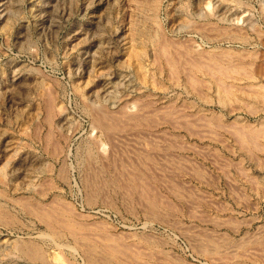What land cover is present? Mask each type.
Wrapping results in <instances>:
<instances>
[{
	"label": "rangeland",
	"instance_id": "374dc122",
	"mask_svg": "<svg viewBox=\"0 0 264 264\" xmlns=\"http://www.w3.org/2000/svg\"><path fill=\"white\" fill-rule=\"evenodd\" d=\"M212 49L255 77L225 102L179 55ZM235 127H264V0H0V264H264Z\"/></svg>",
	"mask_w": 264,
	"mask_h": 264
},
{
	"label": "bare ground",
	"instance_id": "6f19581e",
	"mask_svg": "<svg viewBox=\"0 0 264 264\" xmlns=\"http://www.w3.org/2000/svg\"><path fill=\"white\" fill-rule=\"evenodd\" d=\"M159 34V33H158ZM153 37V36H152ZM151 37V38H152ZM150 38V39H151ZM152 39H154V38H152ZM156 41V40H155ZM152 43H153V40H152ZM154 45H156L155 44V42L153 43ZM173 46V45H172ZM171 46V47H172ZM175 46V45H174ZM170 46L168 45H165V46H162V45H160L159 46V53L161 52L162 54V56L163 57H165L166 58V64L169 66V68H171L172 69V67H173V69H174V71L177 69H175V67H177V66H175V62H176V59H174V58H170L169 56L171 55V54H173V52L171 53L170 51V48H169ZM158 48V47H157ZM174 48V47H173ZM175 49V48H174ZM173 49V50H174ZM155 50H156V48H155ZM177 50V49H176ZM179 50V49H178ZM175 51V50H174ZM244 51H248V50H241V51H234V50H226V49H212V51L210 52V54H208V51L206 52L207 53V55H204V60H203V58H202V55H190V54H188V53H186V52H183V53H180L179 55L181 56V58L183 59V61H184V65H186L188 68H185L184 69V71L185 70H189V71H187V72H185V73H187V75L185 76V78H186V80H187V82L192 86V87H194V88H198V87H202V86H204V81H202V80H200V79H198V78H196L195 77V74H194V72H193V69L194 68H196L197 70H200V71H202L203 72V74H208V75H210L211 76V80H212V83H214V86H215V88H216V90H217V92H218V98H219V101L220 102H225L226 100H228V99H230L229 98V96L230 95H232V93H233V91H234V88H235V86L233 85V84H228L226 81H235V80H237V79H247V81H250L251 79H254L255 77L251 74L252 72H249L248 73V69H250V67H249V65L248 64H246L247 62L245 61V56H247L245 53H244ZM249 53H251L250 51H249ZM177 54V53H176ZM174 55V54H173ZM178 55V56H179ZM180 59V58H179ZM174 60H175V62H174ZM163 62H164V58H163ZM181 63H183L182 61H180ZM179 62V63H180ZM177 64V63H176ZM180 65V64H179ZM183 65V64H182ZM181 65V66H182ZM175 66V67H174ZM166 67V66H165ZM178 70H181V69H178ZM183 70V69H182ZM254 71L256 72V73H258L259 72V69L257 70V67H255L254 68ZM184 73V72H183ZM183 73H182V75H183ZM175 74V73H174ZM177 74V73H176ZM170 74H168V76H169ZM171 76V75H170ZM173 76V75H172ZM179 77H180V75H178ZM177 76V78L175 79V81H177V79L179 78ZM175 77V76H174ZM180 80V79H179ZM225 81V82H224ZM180 82V81H179ZM251 84V83H250ZM263 87V86H262ZM261 87V88H262ZM193 88V89H194ZM253 88V87H252ZM255 89V88H254ZM257 90H259V89H257ZM198 92V91H197ZM250 92H251V90H250ZM261 92V91H260ZM252 93V92H251ZM227 103V102H226ZM121 110V109H120ZM123 111V110H122ZM121 111V112H122ZM98 112V111H97ZM124 113V112H123ZM99 114V113H98ZM102 114V113H101ZM120 114V113H119ZM137 115V114H136ZM99 117V116H98ZM101 117V116H100ZM99 117V119H101ZM107 117H109V116H107ZM111 117V116H110ZM105 118V117H104ZM113 118V117H112ZM121 118V117H120ZM98 119V120H99ZM117 120V119H116ZM101 120H99V122H100ZM114 121V120H113ZM110 122V121H109ZM98 123V122H97ZM114 123V122H113ZM118 123V122H117ZM99 124V123H98ZM111 124V123H110ZM101 125V124H100ZM102 126V125H101ZM103 127V126H102ZM108 127V126H107ZM221 127V126H220ZM223 127V126H222ZM241 128H243V127H241ZM244 128H245V126H244ZM258 128V127H257ZM256 128V129H257ZM262 128V127H261ZM106 129V128H105ZM108 129V128H107ZM235 129H237V130H235V131H233V134H235V136L237 135L238 136V139H237V144L241 147V148H243V147H246V145H247V143H250V142H252L253 143V141H256L257 140V138H259V137H261V138H263L264 139V127H263V130L262 129H258L257 131H254V132H252V131H250L251 132V134H250V132L248 133V134H250L249 136H248V138L249 139H247V137L245 136V135H247V132H244V131H241V129L240 128H237V127H235ZM240 129V130H239ZM245 129H247V128H245ZM245 129H243V130H245ZM232 130H233V127H232ZM249 130H251V129H249ZM254 130H255V127H254ZM246 131V130H245ZM231 134H232V132H230ZM110 134V133H109ZM232 134V135H233ZM236 141V140H235ZM251 143V144H252ZM250 144V146H252ZM255 144H257L256 142H255ZM254 144V145H255ZM249 146V145H248ZM249 146V147H250ZM260 145H258V147H259ZM253 147V146H252ZM258 147H256L257 149H258ZM260 148V147H259ZM244 149H246V148H244ZM250 149V148H249ZM253 149V148H252ZM256 149V150H257ZM262 149V148H261ZM254 150V149H253ZM260 150V149H259ZM263 151H264V149H262ZM249 151V150H248ZM253 152V151H252ZM247 153V152H246ZM146 157V156H145ZM87 158V157H86ZM150 161V160H149ZM153 163V162H152ZM150 167V166H149ZM135 174V173H134ZM130 179V178H129ZM134 179V178H133ZM131 180V179H130ZM144 180V179H143ZM132 181V180H131ZM141 181V180H140ZM139 183V182H138ZM148 183V182H147ZM146 183V184H147ZM90 188V187H89ZM126 188V187H125ZM143 190H144V188H143ZM142 190V191H143ZM150 190V189H149ZM148 195V194H147ZM91 196V195H90ZM146 196V195H145ZM162 199V198H161ZM141 200V199H140ZM164 200V199H163ZM156 202V201H155ZM154 202V203H155ZM150 203H151V200H150ZM152 205V204H151ZM150 205V206H151ZM172 205V204H171ZM168 206V205H167ZM170 206V205H169ZM152 207V206H151ZM155 207V206H154ZM145 208V207H144ZM156 208V207H155ZM36 209V208H35ZM45 209V208H44ZM29 210V209H28ZM156 210V209H155ZM157 212V211H156ZM32 213V212H31ZM43 213V212H42ZM42 213H40V214H42ZM50 213V212H49ZM39 214V213H38ZM59 214V213H58ZM47 215V214H46ZM49 215V214H48ZM63 215V214H62ZM66 215V214H65ZM35 216V215H34ZM45 218V217H44ZM46 218H47V216H46ZM48 219H49V217H48ZM54 219V218H53ZM59 220V219H58ZM65 220V219H64ZM52 221V220H51ZM50 220L48 221V222H50V223H52ZM60 221V220H59ZM69 222V221H68ZM45 223V222H44ZM61 223H63L62 222V220H61ZM65 224H66V222H64ZM63 223V224H64ZM70 224V223H69ZM73 224V223H72ZM49 226V225H48ZM57 226V225H56ZM81 226V225H80ZM85 227V226H84ZM58 229V228H57ZM81 229V228H80ZM73 230H75V229H73ZM50 231V230H49ZM66 231V230H65ZM77 231V230H76ZM83 231V230H82ZM67 232V231H66ZM73 232V231H72ZM54 233H57V232H54ZM67 233H69V232H67ZM59 234V233H58ZM73 234V233H72ZM71 234V235H72ZM70 235V234H69ZM74 235V234H73ZM79 235H81V234H79ZM86 235V234H85ZM83 236V235H82ZM90 239V238H89ZM108 239H109V237H108ZM93 240V239H92ZM112 240V239H111ZM32 242V241H31ZM94 242V241H93ZM107 242V241H106ZM28 243V242H27ZM115 244V243H114ZM85 245V244H84ZM99 245H101V244H99ZM18 246V245H17ZM34 247H36V246H34ZM102 247V246H101ZM112 247V246H111ZM33 248V247H32ZM89 248H92V247H89ZM94 248V247H93ZM107 248V247H106ZM115 248V246L113 247V248H111V249H114ZM117 248V247H116ZM17 249H19L18 247H17ZM31 249V248H30ZM97 249V248H96ZM109 249V248H108ZM118 249V248H117ZM117 249H116V251H117ZM36 250H38L37 249V247H36ZM115 250V249H114ZM19 251V250H18ZM20 251H21V249H20ZM28 251V250H27ZM26 251V252H27ZM96 251V250H95ZM110 251H112V250H110ZM116 251H114V252H116ZM23 252V251H22ZM29 252V251H28ZM27 252V253H28ZM88 252V251H87ZM107 252V251H106ZM113 252V251H112ZM118 252H120V250H118L117 251V254H118ZM27 253H26V256H27ZM110 254H111V252H109ZM29 254H32V256H37L38 254H37V251H33V250H31V253L29 252ZM87 254V253H86ZM24 255V254H23ZM41 255V254H40ZM122 255V254H121ZM30 255H28V257H29ZM31 256V257H32ZM103 256V255H102ZM38 257V256H37ZM27 258V257H26ZM32 258H34V257H32ZM36 258V257H35ZM34 258V259H35ZM114 258H115V256H114ZM29 259H30V257H29ZM37 259V258H36ZM39 259H40V257H39ZM38 259V260H39ZM59 259V258H58ZM103 259V258H102ZM43 260V259H42ZM45 260V259H44ZM55 261H56V259H54ZM60 260V259H59ZM62 260V259H61ZM112 260V259H111ZM45 261H47V260H45ZM122 261V260H121ZM48 262V261H47ZM50 262V261H49ZM58 262V261H57ZM60 262V261H59ZM65 262V261H64ZM67 262V261H66ZM106 262V261H105ZM44 263V262H43ZM51 263H52V261H51ZM68 263V262H67ZM125 263V262H124ZM62 264V263H61Z\"/></svg>",
	"mask_w": 264,
	"mask_h": 264
}]
</instances>
